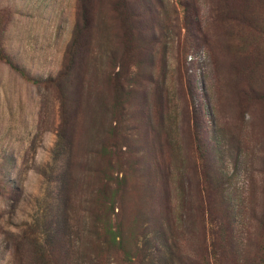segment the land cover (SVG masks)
I'll use <instances>...</instances> for the list:
<instances>
[{
  "label": "rangeland",
  "instance_id": "1",
  "mask_svg": "<svg viewBox=\"0 0 264 264\" xmlns=\"http://www.w3.org/2000/svg\"><path fill=\"white\" fill-rule=\"evenodd\" d=\"M78 6L0 0V43L29 75L55 77L83 26ZM92 16L74 142L57 133L55 89L0 62V264H40L55 236L68 264H93L97 189L122 176L126 246L139 256L109 248L107 264L208 252L207 232L227 203L253 252L264 183V0H93Z\"/></svg>",
  "mask_w": 264,
  "mask_h": 264
},
{
  "label": "trees",
  "instance_id": "2",
  "mask_svg": "<svg viewBox=\"0 0 264 264\" xmlns=\"http://www.w3.org/2000/svg\"><path fill=\"white\" fill-rule=\"evenodd\" d=\"M124 1L128 2L129 0H119L122 4ZM78 3L79 16L83 26L77 25L67 47L64 66L55 77L39 79L29 75L22 66L13 60L0 43V62L18 72L27 82L55 89L59 101L57 133L59 136H66L72 142H74L76 135L81 98L85 92L86 71L83 75L78 71L84 44L82 33L86 29L89 31L93 21V0H78ZM184 7L186 11L190 10V3H185ZM2 23L0 16V28ZM162 177L165 179L164 173H162ZM164 182H162L163 185L158 187L160 190L158 193L166 194L165 197H167L168 192ZM128 185L126 178L122 176L114 183L108 180L97 189V196L104 197L99 199L96 205L95 218L98 223L95 222L97 225L94 231L96 244L93 249L95 255L93 264H107L105 258L107 256L106 250L109 248L120 251L125 260H131V252L135 256H139L137 247L129 248L126 246L123 217L120 216V212L123 214L124 209L123 198L129 192ZM156 190L157 187L153 185L149 191L153 194ZM260 193L261 209L260 215L257 217L258 239L257 247L253 252L247 248L245 249L240 236L236 233L235 220L232 214L233 206L231 203H227L226 217L223 220L217 219L216 224L207 232L208 252L205 250V252L198 253L193 258L185 257L177 252L174 254L171 264H264V183L260 188ZM204 234L206 237L205 232ZM39 255L40 264H68V258L70 257L69 251L60 236H55Z\"/></svg>",
  "mask_w": 264,
  "mask_h": 264
}]
</instances>
